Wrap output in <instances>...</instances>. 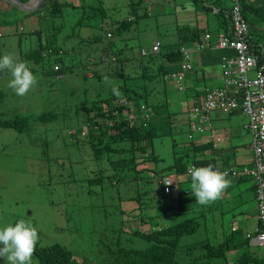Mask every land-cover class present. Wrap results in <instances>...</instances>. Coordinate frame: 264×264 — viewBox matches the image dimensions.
<instances>
[{"label": "rangeland", "instance_id": "rangeland-1", "mask_svg": "<svg viewBox=\"0 0 264 264\" xmlns=\"http://www.w3.org/2000/svg\"><path fill=\"white\" fill-rule=\"evenodd\" d=\"M72 1L78 2V0ZM129 1L134 0H120L118 4H111L112 7L114 6L116 20L134 16L130 29L125 32L126 38L122 39V42L127 44V52L131 59L124 61L122 67L126 68L124 72H127V68L130 70L132 64L140 61L147 63L140 71L141 74L153 73L150 80L145 81L137 78L140 81L137 86L143 93L142 97L137 98L135 102H146L154 109L158 103L163 102V95L166 94L164 98L167 112H169L170 128L173 127L176 130L181 128L182 132L179 134L173 132V136L176 140L182 139L186 133L184 118L186 115L179 111L183 91L177 87L175 82L173 83L172 79L163 78L158 72L157 64L161 61L159 56L155 54L150 57L148 53H151L150 45L155 39L161 42V47L176 46L175 27L188 24L183 21L193 22L195 11L188 3L191 2L190 0H137L135 9L130 7L127 3ZM0 3H2L0 4L1 16L10 17L4 22L11 21L7 26L0 24L2 27L0 30V57L11 54L21 61L28 62L30 66L33 62L28 56L26 57V53L36 43V36L32 32H28L31 28L23 23L22 17L18 20L11 18L17 17V13L14 7H10L8 1L0 0ZM123 3L125 5L121 6ZM220 3L225 7L229 6V0H220ZM144 11L145 14H143ZM33 14L38 17V23L37 18L34 17L32 26L35 30L43 29L48 21L44 18L46 11H36ZM207 15L209 18H214L210 12H207ZM58 20H60L59 17L55 18V23ZM19 25L22 27L20 30ZM214 25L212 21L207 23L213 37L219 32V29H215ZM71 41H67L66 45H70ZM141 48L146 50L145 54L139 53ZM99 54L98 50L92 51L95 58H98ZM101 55L103 62L98 64L100 72L109 67V65L104 66L106 58L103 50H101ZM76 56L75 52L66 53L63 59L66 63L76 67ZM49 61L48 56H43V60L38 63L40 65L30 68L38 83L22 97L16 95L15 91L8 87L11 79L10 73H0V119L13 120L29 112L38 113L52 108H55V112H57L54 119L46 122H33L27 126V129L22 128V122L19 120H14L13 126L0 124V228L8 224L14 225L18 220L24 219L30 221L37 228L38 246L57 242L71 251L76 264H111L102 244L111 247L113 242L118 239L124 245H143L144 240L136 238L132 233L133 229L150 232L160 224L180 221L188 217L190 212L202 214L203 207H200L199 203L190 207L193 209L185 213L177 209V201H174L173 206L167 200L163 201L165 206L163 208L158 206L157 200H153V205H147L145 208L141 207L142 203L138 204L131 200L130 205L133 207L120 213L115 190L103 189L101 191L100 189V184L104 187L105 178L100 183L93 179L89 180L99 175V171L109 170L106 165L102 166V161L96 162L92 159V150L87 145V137H84L85 134H79V129L84 124L82 121L84 119L83 110L79 105H88L90 100L107 97L108 83L103 82L102 78L101 81L96 80L91 73L90 66L85 69L76 67L71 73L63 72L60 77H56L54 73L46 74L41 71V67L45 68ZM190 61L191 65L199 61L196 51H192ZM164 69L168 72L176 71L179 69V62L165 60ZM84 74L85 78H83ZM194 74L197 83L205 80L208 85H211L212 82L220 80L217 64L207 63L203 70L196 69ZM107 78L117 82L119 86L123 84L119 77ZM130 82L128 78L124 80V84L129 87L131 86L128 85ZM100 83L103 84L99 85ZM134 85L135 83L132 84V87ZM182 85H186V81L183 80ZM163 86L164 88H162ZM99 89L103 90L96 94L95 90ZM117 98L118 101L124 100L122 96L120 99ZM132 103L134 104V102ZM98 104L104 108V99ZM76 106L77 108H75ZM133 113L136 114V111L134 110ZM87 114L91 115L93 111L90 110ZM139 115L141 116L142 113ZM227 117L233 120L230 127L231 133L234 128L239 129L240 143L250 141L249 128L245 127L247 117L241 111L228 114ZM24 121V123H28V118H25ZM132 124L138 125L139 122L135 119ZM141 124L145 125L146 123L141 122ZM160 124L162 128H166L167 123ZM68 129H70L69 132H72V129L75 130V133L68 134ZM195 137H197V133ZM171 146L169 134L154 137L152 148L154 153L161 158L157 163V169L171 162L173 157ZM146 152L150 153L148 147ZM135 159L138 161L136 168L147 167L152 163L140 160L138 157ZM165 169L167 168L165 167L161 172L166 173ZM149 174L152 177L157 175L156 170L151 173L147 170L142 172V176ZM154 180L148 183L150 189L145 183L139 184L142 189L146 190V193L142 194L143 197L152 198L153 196L156 199V193L160 186H157ZM253 181L251 178L246 179L243 183L240 182L232 197L221 196L217 199L219 201L210 203H215L216 206L203 212L207 237L210 240L221 239L220 221L226 223L233 221L228 226L231 228H235L237 222L241 228L252 229L255 199L252 190L245 186ZM176 184L181 188L190 187L191 181L178 180ZM242 212L248 214V220L242 217ZM195 234L196 232L193 235H182L180 242L193 237L197 238ZM198 234L202 235L201 230L198 231ZM249 242L259 245L255 254L262 256L264 245L253 239L252 236L249 237ZM100 244L101 252H99ZM0 264H6L3 257H0ZM32 264H35L33 257ZM248 264L253 263L249 262Z\"/></svg>", "mask_w": 264, "mask_h": 264}, {"label": "trees", "instance_id": "trees-1", "mask_svg": "<svg viewBox=\"0 0 264 264\" xmlns=\"http://www.w3.org/2000/svg\"><path fill=\"white\" fill-rule=\"evenodd\" d=\"M191 1L200 8L196 14L198 23L194 22V24L190 26L186 24L176 26L174 32L176 46H164L158 52L148 53L150 57L157 54L160 59L166 57L169 60H175L179 58V43L189 44L188 47L192 48V51H196L198 43L190 44V42L198 40L199 35L204 31L211 33L207 27L209 21L215 24V29L224 30L223 6L219 5V3L217 5L210 4L220 2V0H211L210 2H207V0ZM119 2L120 0H78L77 3H74L72 0H42L38 4L37 9L30 12L17 9L14 5L10 7H14L17 13V17H11L15 20L20 19L27 13L29 15L36 13V11H46L44 18L48 21L44 28L38 30L33 28L28 30V32L35 34L37 40L34 46L26 53V57L28 56L33 62L29 66L30 68L40 65L38 63L43 60V56H48V58H50L49 64L45 68L41 67V71L46 74L59 73L61 76L63 72L71 73L76 67L85 69L87 66H90L91 73L95 76L96 80L101 81L102 78L103 82L108 83L107 88H109V91L107 92V97H101L97 100L93 99L90 100L88 105L81 104L79 106L83 110L84 119L82 121L88 123L87 129L92 121H94V116L99 115L103 119H109L108 124L98 123L99 128L96 130H88L87 134L84 136L87 137V145L92 150V159L96 162L102 161V166L106 165L110 171H99V175L89 180L93 179L100 183L105 178L104 187L100 184V189L101 191L103 189L115 190V198L119 204V212L122 213L133 207L130 205L132 203L131 200L138 202V204L142 203L141 207L143 208L147 205H153V200H157V204L160 208L165 207L163 204L164 194L161 191L162 179L157 181V185H159L160 188L156 193V199H154L153 196L152 198L142 196V194L146 193V190L142 189L139 184L145 183L148 189H150L148 183L154 180V177L150 174L142 176L143 171L147 170V172L149 171L151 173L153 170H158L161 172L166 167L178 174L184 172L188 163H193L196 167H203L209 164L213 166L216 165V157L213 154L214 144L210 138L213 132L217 130L216 127L219 126V123L217 120L212 119V114L210 120L207 122H201L199 118H196L193 120L194 123L190 125L185 121V137L176 140L173 136V132L179 134L182 132V129L179 128L176 130L173 127H168L167 124H169V121H167L166 128H162V125L160 123L158 124L153 118H151L149 122H145L139 114L138 118L131 115L132 111H134L130 106L131 102H134V104H132L136 109V113H138V103H136L135 100L142 97L143 93L141 88L137 86V84L140 83L137 78L145 81L150 80L153 73L141 74L140 71L144 68V64L147 63L140 61L136 64H132L130 70L127 68V72H124L126 68L124 69L122 67V63L131 59V56L127 52V44L122 42V39L124 40L126 38L125 32L130 29L134 16H132V18L126 17L119 21L116 20L115 12L113 11L114 6L112 7L111 4H118ZM127 3L132 9H135L137 0ZM122 5L125 4L123 3L121 6ZM116 7L118 8L120 6ZM214 7H216L215 11ZM207 12H210L214 18H209ZM242 12L249 23L251 39L257 40L264 38V0H242ZM145 13L144 11L143 14ZM198 16L200 17L199 19ZM57 17H59L60 20L55 23L54 20ZM9 18L10 17H2L0 14V21L4 22ZM10 23L11 21L8 24ZM71 39H73V41H71ZM67 41H71V44L66 45ZM209 43L212 42L209 41ZM93 50H98L100 52L98 58L92 55ZM101 50L104 51V57L106 58L104 66L109 65V67L105 71L100 72L98 64L103 62L101 61L103 60ZM71 52L77 53L75 57L77 61L76 67L70 63H66L63 59L66 53ZM219 52L220 50L215 48H205L201 50L199 52V61L192 63L191 69H186V71L192 75L188 78V81L186 80V83L195 81L196 78L193 76V73L196 69L203 70L205 64H214L218 60ZM53 62L58 63L56 69H52ZM160 67L161 63L159 62L158 68L160 69ZM85 77L84 74L83 78ZM105 77H119L122 79L123 84L119 86L117 82L110 79L106 81ZM126 78L131 81L130 84L128 83V85H131L130 87L124 84ZM109 81L118 85L119 95L113 94L112 84L109 83ZM203 81L204 85H208L205 80ZM133 83H135V85L132 87ZM101 84L103 83L99 85ZM162 88H164V86ZM102 90L103 89H99L98 91L95 90V92L99 94ZM165 95L166 94L163 95V102L158 103L156 107H154V114H158L157 111L160 107L166 105ZM185 95L186 92L183 90L181 99ZM121 96L124 100L118 101L117 97L120 99ZM240 96V90L227 87L224 91L223 99H238ZM102 99L105 101V105L107 106L106 109L98 104ZM112 100L114 104L111 106ZM75 108H77V106ZM114 108L116 112L114 115H111V111ZM90 110L93 111V114L88 115L87 113ZM167 114H169V112H167ZM56 116L57 112H55V108H52L38 113L29 112L13 120L0 119V124L4 126H13L14 120H19L22 122V128L24 127V129H27V126L33 122H46L54 119ZM25 118H28V123H24ZM135 119L139 122L138 125L132 124ZM141 122H145L146 124L142 125ZM205 123H208V127L203 128L202 125ZM196 133L197 137H195ZM164 134H169L171 136L173 157L168 165L157 169V163L160 160L153 151L152 141L154 137ZM208 146H210L211 151L205 155ZM147 147L150 149V153L146 152ZM136 157L140 160H147L152 163L148 164L147 167L136 168L135 166L138 162L135 159ZM250 164H252V161ZM219 166L222 169L229 165L221 164ZM66 170L70 173L68 169ZM228 177H231L232 181L230 189L234 186L233 195L235 194V188L240 182L243 183L246 179L251 178L254 180L251 184L245 186V188L248 187L252 190L255 199L254 219L256 224L252 231L248 232L246 229L239 227L238 224H236L235 228L228 227L233 221L227 223L220 221V228H222V230H220L222 234L221 239L212 241L207 237L206 220L203 212L216 206V204L200 205V207H203L202 214L190 212L188 217L174 223L160 224L156 229L150 232H142L133 229L132 233L134 236L144 240L143 245H124L121 244L118 239L113 242L111 247L102 244V248L105 250L108 260L111 261V264H248L249 262L253 264H264V251H262V256H257L255 253L259 245L249 242V237L252 235V232L256 228H259L261 224L260 219L257 217L256 188L258 178L249 173H242L238 176H233L229 173ZM176 189L178 190V197L176 200L177 209L185 213L192 210L193 208L190 207L197 204V202H195V197L191 192L183 195L180 191L181 187L178 184L176 185ZM125 193H127V195H124ZM199 230H201L202 235L198 234ZM195 232L197 238L193 237L187 241L180 242V237L182 235H193ZM99 252H101V244ZM33 258L35 259V264H76L71 251L57 242L43 246L36 245Z\"/></svg>", "mask_w": 264, "mask_h": 264}, {"label": "clouds", "instance_id": "clouds-1", "mask_svg": "<svg viewBox=\"0 0 264 264\" xmlns=\"http://www.w3.org/2000/svg\"><path fill=\"white\" fill-rule=\"evenodd\" d=\"M233 6H236L238 8V11L240 12V14L242 15V17L247 23L249 46L251 47L252 54L256 56L255 58H252L254 63L248 68L249 71L246 72L245 78L246 79L263 78V82H264V38H260L257 40L251 39V33L249 31V23L247 22L246 17L244 16L242 12V0H229V6L228 7L223 6L224 30H220L218 33H216L214 37H212L211 33L204 31L202 34L199 35L198 40H193L192 42H190V44L191 43L197 44L199 41H202L203 35L207 33L208 37L206 41H207L208 46H204L203 48L197 49L196 52H200L201 50L205 48L218 49L220 50L218 62H220L221 56L224 54L231 55L232 57L236 56L238 52L235 48L229 47V49H227V48L217 46V39H218L217 37L221 35H227L229 41H232L234 38V35L232 34L233 30L229 28V24H230L229 11H230V8ZM128 17L132 18L131 16H128ZM229 37H231V39ZM209 41H211L212 43H209ZM155 43H157V46L153 48L152 46ZM234 43H236L235 40H234ZM188 45L189 44L179 43L178 44L179 58H176L175 60H169L166 57H163L160 61L162 68L160 67L158 71L161 73L163 78L172 79L173 83L175 82L177 87L182 91L185 90L183 89L185 85H182L183 74L187 72L186 71L187 68L182 69L180 66V62L182 58V51L184 49L187 50V52L189 53V57H188V61L190 62L189 69H191L192 67L191 61H190L192 48L188 47ZM160 49H162L161 42L158 39H155L150 45V51L158 52ZM139 53L145 54L146 50L141 48L139 50ZM165 60L170 61V62L178 61L179 69L173 72H168L167 70L164 69ZM53 63H57V62H53ZM157 67H158V64H157ZM52 69L54 68L52 67ZM4 72L10 73V76H11V79L9 80V83H8V87L13 89L16 95L21 96V97L26 95L38 83L36 76L34 75L33 71L29 67L28 62L21 61L17 57H14L11 54H5L2 57H0V73H4ZM176 72H180V74H182L181 78L179 79V83L181 87L178 86L179 83L175 79ZM54 74L56 77H60L59 73H54ZM105 80L108 81V78L105 77ZM109 83L112 84L113 94L119 95L120 92H119L118 85L110 81ZM221 87H223V84L221 85ZM227 87H231V86H225L223 91H225ZM232 88L238 89L240 90V92L241 90L243 91V89L239 87L237 88L232 87ZM211 90L203 89L201 93L196 96L190 108H187L184 106L179 110L181 113L186 115L184 117L185 121H187L190 125L194 123L193 120L196 118H199L201 122L209 121L211 114L213 113L214 110H217V109L223 113H226L227 115L232 114L236 111H241L244 114L242 110V104H241L242 98H243L242 95L238 99L227 98L225 99V101L217 100L214 106L204 107L203 106L204 99H202L204 97L202 96H204L207 92ZM263 94H264V86H263ZM185 97L186 95L183 97V99H185ZM232 99L235 101L236 104L233 106H227L229 104L228 102ZM113 104H114V101L111 102V106ZM139 104H143L144 107L149 108L152 111L149 118L145 122H149L151 117L158 115V114H154L153 108L143 101L138 102L137 110H138ZM130 105L133 106V104H130ZM106 108L107 106L105 105L104 109ZM115 112H116V109L114 108L111 111V115H114ZM168 115L169 114H167L166 121H169ZM245 116L247 117V115ZM108 120L109 119H103L99 115L94 116V121H92L88 129H87L88 123L84 122V124L81 125V128L79 129V134L86 135L88 130L90 129L96 130L97 128H99L98 123L105 124V125L108 124L109 123ZM84 126L86 127V129L82 131V127ZM202 127L203 128L208 127V123L203 124ZM245 127H247V123L245 124ZM69 130L70 129H68L67 131L68 134L75 133V130L72 129V132H69ZM216 131H214L213 134L211 135L212 141H214V139H216L217 137L215 136ZM250 148H251V137H250ZM252 157H253V152L251 148V160L248 163L229 164V166H233L236 169H238L236 174L233 176H238L239 174H242L240 172L241 169L239 168L242 165H248V166L251 165L250 163L252 161ZM215 168H217V170ZM222 169L219 166V164H216L214 166L212 164H209L203 167H196L193 163H188L185 167L184 172H181L178 174L174 173L173 171L169 169H166V170H169L166 173H162L156 170V174L157 173L158 174L156 175V177H154L155 179L154 181H156L157 183L159 179H162L161 191L164 194V200L169 201L173 206H174V201H176L178 197V190L176 189V185H177L176 181L178 180L191 181L190 187L189 186L182 187L180 191L182 192L183 195L191 192V194L195 197V202L201 205H207L221 198L225 190L231 186V181L227 179L229 173L227 171H223ZM164 178H167L169 180V183L165 182V184H168V186L170 187L168 191H165L163 189ZM254 233H255V230L252 232V235ZM38 240H39L38 230L35 226H33V224L30 221L20 219L14 225L8 224L7 226L0 228V245H2L0 246V257L4 258V260L6 261V264H32V257L35 252Z\"/></svg>", "mask_w": 264, "mask_h": 264}, {"label": "built area", "instance_id": "built-area-1", "mask_svg": "<svg viewBox=\"0 0 264 264\" xmlns=\"http://www.w3.org/2000/svg\"><path fill=\"white\" fill-rule=\"evenodd\" d=\"M229 28L234 35L232 41L228 40L227 35H221L217 37V46L227 48H235L237 50V55L232 57L231 55H222L220 62L218 64L219 73L222 80L223 87L212 89L207 92L204 96L203 106L211 107L216 104L217 100H224V87H239L242 88L241 95L242 98V110L245 115H247V128H249L251 137V148L253 152L252 164L242 165L239 169L241 173H249L258 178L257 188H256V198H257V217L260 219L261 224L259 228L255 229V233L252 238L256 241L264 244V94H263V78H252L246 79V72L249 71V67L254 63L252 58L256 56L252 54L251 47L249 46L248 33H247V23L238 11L236 6L230 8L229 11ZM208 34L203 35L202 41L198 42L197 49L203 48L207 45ZM231 39V37H229ZM234 40L236 43H234ZM157 43L152 47L155 48ZM182 49V47H181ZM189 53L187 50L182 51V58L180 66L182 69L190 67V62L188 61ZM58 63H53L52 67L56 69ZM181 72V71H180ZM180 72L175 73V79L179 83V79L182 74ZM181 87L180 83L178 84ZM223 102V101H221ZM227 106L235 105V101L232 99L228 102ZM131 108L134 109L132 105ZM135 110V109H134ZM136 111V110H135ZM151 109L144 107L143 104H139L138 113H131L133 117L138 118V114L142 113L141 117L143 121H146L150 114ZM140 116V115H139ZM86 127H82V131ZM217 170V168H215ZM227 171L231 175H235L237 170L233 166L225 167L222 169ZM167 178L163 180V189L168 191L170 187Z\"/></svg>", "mask_w": 264, "mask_h": 264}, {"label": "crops", "instance_id": "crops-1", "mask_svg": "<svg viewBox=\"0 0 264 264\" xmlns=\"http://www.w3.org/2000/svg\"><path fill=\"white\" fill-rule=\"evenodd\" d=\"M191 1V0H190ZM211 0H207V2H210ZM189 4H191L192 9L195 11V15L193 18V22L192 21H183V23H188L187 25L190 26V24H194L198 23L197 19V12L200 10L199 6L197 4H195L193 1L188 2ZM219 3V5H222L220 2H215V3H210L212 5H217ZM2 4V3H0ZM9 5V4H8ZM7 5V7H9ZM11 5V4H10ZM216 7H214L215 9ZM19 9V8H17ZM34 17H36L34 14H29L28 13L25 16H22V21L25 25L30 26L31 29H33L34 27L32 26L34 24ZM37 18V17H36ZM200 17L198 16V19ZM0 23L3 26H7L8 23H5L3 21H0ZM37 23H38V18H37ZM1 25H0V30H1ZM19 28H21V26L19 25ZM221 29H219L220 31ZM198 55L200 56L199 52H197ZM214 64H219L218 60L214 63ZM192 66V65H191ZM218 72H219V67H218ZM188 72H186L185 74H183V80L184 81H188V78L191 77L192 75H190ZM193 73V72H192ZM187 74V76H186ZM220 75V73H219ZM193 76L196 78V75L193 73ZM222 85V80L220 77V80H216L214 83H212L211 85H204L203 81L197 84V80L193 81V82H189L186 83L185 87L183 89H185L186 92V97L185 99H181L179 106L182 107H187L190 108L191 104L193 103V101L195 100L196 96L199 95L201 93V91L203 89L206 90H211V89H215V88H219ZM200 91V92H199ZM158 115L157 116H153L151 118L155 119L157 122L159 121L160 123H167V108L166 106H161L160 109L157 111ZM212 119L217 120V122L219 123V126L216 127L217 131L215 133L216 139H214L213 144H214V149H213V154L216 157V164H242V163H248L251 160V148H250V141L248 140L245 143H240V140L238 139V134H239V129L234 128L233 133H231L230 131V127L232 125V121L227 117L226 113L221 112L220 110H214L212 113ZM168 127L169 124H167ZM171 131V130H170ZM204 136V135H203ZM211 139V138H210ZM236 140V141H235ZM212 146V145H211ZM210 146L207 147L206 149V154L207 155L210 152ZM159 160H161V158L159 157ZM227 179H229L231 181V177H227ZM232 183V181H231ZM233 190H234V186L228 188L225 190V192L223 193V197L224 198H229L228 196L232 197L233 196ZM255 205H254V211L252 214V217L254 219V215H255ZM242 217L245 218V220H248V214L245 212H242ZM235 221V220H234ZM236 222V221H235ZM237 224V222H236ZM255 219H254V224L252 226L251 230H248L246 228V230L252 231L253 228L255 227Z\"/></svg>", "mask_w": 264, "mask_h": 264}, {"label": "water", "instance_id": "water-1", "mask_svg": "<svg viewBox=\"0 0 264 264\" xmlns=\"http://www.w3.org/2000/svg\"><path fill=\"white\" fill-rule=\"evenodd\" d=\"M6 1H8L11 5H14L21 10L31 11L35 9L42 0H26V1L6 0Z\"/></svg>", "mask_w": 264, "mask_h": 264}]
</instances>
